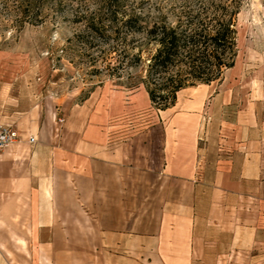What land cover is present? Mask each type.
Segmentation results:
<instances>
[{"label":"crops","instance_id":"obj_1","mask_svg":"<svg viewBox=\"0 0 264 264\" xmlns=\"http://www.w3.org/2000/svg\"><path fill=\"white\" fill-rule=\"evenodd\" d=\"M193 120L61 142L23 127L0 152V264H247L264 241L262 206L247 203L261 154L242 125L209 160ZM252 256L264 264V250Z\"/></svg>","mask_w":264,"mask_h":264},{"label":"rangeland","instance_id":"obj_2","mask_svg":"<svg viewBox=\"0 0 264 264\" xmlns=\"http://www.w3.org/2000/svg\"><path fill=\"white\" fill-rule=\"evenodd\" d=\"M125 1L146 16L171 18L183 0ZM238 1L234 65L210 84L181 90L172 107L159 110L150 104L141 82L144 63L128 66L118 76L110 57L103 58V50L118 42L113 34L92 32L76 21L97 9L101 0H0V124L20 133L33 126L41 137L59 142L81 134L94 139L100 126L122 139L185 113L200 124L198 135L210 144L209 160L228 152L224 144L246 125L245 136L255 141L262 161L259 181L247 185L259 200L247 203L264 211V0ZM133 39L145 59L153 44L144 34ZM262 250L264 241H254L241 262L250 264L259 258L252 255ZM222 260L230 258H217L215 264ZM232 260L238 264L239 258Z\"/></svg>","mask_w":264,"mask_h":264},{"label":"trees","instance_id":"obj_3","mask_svg":"<svg viewBox=\"0 0 264 264\" xmlns=\"http://www.w3.org/2000/svg\"><path fill=\"white\" fill-rule=\"evenodd\" d=\"M179 8L171 18L146 16L125 0H101L97 9L76 20L92 32L113 34L118 42L103 50V58L110 57L118 76L126 67L144 63L141 82L159 110L172 107L181 90L220 79L237 56L238 0H183ZM136 34L154 46L145 59L142 46L134 44Z\"/></svg>","mask_w":264,"mask_h":264},{"label":"built area","instance_id":"obj_4","mask_svg":"<svg viewBox=\"0 0 264 264\" xmlns=\"http://www.w3.org/2000/svg\"><path fill=\"white\" fill-rule=\"evenodd\" d=\"M21 139V134L16 128L8 124H0V152L5 148L17 143ZM29 143H34L35 138L33 136L28 137Z\"/></svg>","mask_w":264,"mask_h":264}]
</instances>
